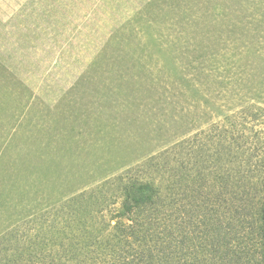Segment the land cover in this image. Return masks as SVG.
<instances>
[{"label": "rangeland", "instance_id": "obj_1", "mask_svg": "<svg viewBox=\"0 0 264 264\" xmlns=\"http://www.w3.org/2000/svg\"><path fill=\"white\" fill-rule=\"evenodd\" d=\"M68 1L58 7L51 0L48 13L36 8L18 22L12 18L17 0H0V264H114L97 253L87 260L69 247L42 248L44 230L24 246L2 236L15 230L20 240L33 237L32 223L14 219L36 201L129 175L164 149L197 141L208 126L200 125V110L175 124V100L161 93L176 79L175 18L181 16L175 0ZM207 1L264 40V0ZM189 49L181 46L187 55ZM132 80L139 91L129 95ZM245 99L262 108L256 117H245L242 107L226 114L248 148L264 147V98L257 102L252 93ZM220 118L207 124L225 130Z\"/></svg>", "mask_w": 264, "mask_h": 264}, {"label": "trees", "instance_id": "obj_2", "mask_svg": "<svg viewBox=\"0 0 264 264\" xmlns=\"http://www.w3.org/2000/svg\"><path fill=\"white\" fill-rule=\"evenodd\" d=\"M175 14L181 16L175 18L176 79L161 93L165 101L175 100V124L180 115L203 113V136L166 148L92 190L36 201L14 219L32 223L33 237L25 233L20 240L13 230L2 239L24 246L44 230L42 248L69 247L87 260L97 253L114 264H264V147L248 148L226 114L242 107L254 118L262 111L245 97L264 98V40L225 20L207 0H175ZM213 27L216 33L205 32ZM181 46L191 47L190 54ZM127 82L129 95L138 93L139 81ZM218 117L225 130L207 124ZM110 205L114 209L104 212Z\"/></svg>", "mask_w": 264, "mask_h": 264}, {"label": "crops", "instance_id": "obj_3", "mask_svg": "<svg viewBox=\"0 0 264 264\" xmlns=\"http://www.w3.org/2000/svg\"><path fill=\"white\" fill-rule=\"evenodd\" d=\"M51 1V0H17V6H15V10L13 11L12 14V18L13 20H17L18 22H20L22 18H24V16L29 17L31 16V13L33 10H35L36 8L42 11H46V13L49 12V5H47V3ZM55 1L54 4H57L58 7H61V4L63 1H67V0H52ZM73 0H69L68 2L70 3ZM75 2V1H74ZM42 16H45V14H42ZM46 22V21H45ZM44 20L43 23L45 24ZM46 28V26H43L41 28L42 31H44Z\"/></svg>", "mask_w": 264, "mask_h": 264}]
</instances>
